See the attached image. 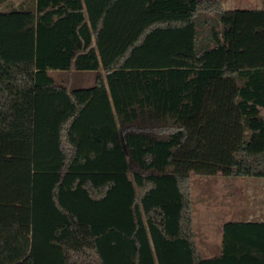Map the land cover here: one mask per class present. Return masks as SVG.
Instances as JSON below:
<instances>
[{"label":"trees","instance_id":"16d2710c","mask_svg":"<svg viewBox=\"0 0 264 264\" xmlns=\"http://www.w3.org/2000/svg\"><path fill=\"white\" fill-rule=\"evenodd\" d=\"M193 174L264 178V8L0 0V264H264L259 220L201 253Z\"/></svg>","mask_w":264,"mask_h":264},{"label":"rangeland","instance_id":"374dc122","mask_svg":"<svg viewBox=\"0 0 264 264\" xmlns=\"http://www.w3.org/2000/svg\"><path fill=\"white\" fill-rule=\"evenodd\" d=\"M18 3L19 0H11ZM226 9L264 8V0H223ZM62 79V73H54ZM90 75L83 77L91 85ZM192 213L195 239L201 253L216 254L220 249L221 228L227 220H264V178L191 176ZM6 231L0 227V237ZM16 235L15 232H7ZM2 234V235H1Z\"/></svg>","mask_w":264,"mask_h":264},{"label":"crops","instance_id":"0c3cea01","mask_svg":"<svg viewBox=\"0 0 264 264\" xmlns=\"http://www.w3.org/2000/svg\"><path fill=\"white\" fill-rule=\"evenodd\" d=\"M86 74H91L90 75V81L92 82L93 84V79H94V73L93 72H87V73H62V80L64 81H68L70 83H76L78 84L79 86L83 87V86H91V85H85L83 82V77L84 75ZM229 221V220H227ZM259 221H264V220H259ZM226 222V221H225ZM223 222V224L225 223ZM12 232V231H10ZM16 233V232H15ZM2 235V234H1ZM5 236H1V238L5 241V244L8 246V247H12L13 245H16L17 244V239H18V234L16 233V235H8V233L6 232L4 234Z\"/></svg>","mask_w":264,"mask_h":264}]
</instances>
